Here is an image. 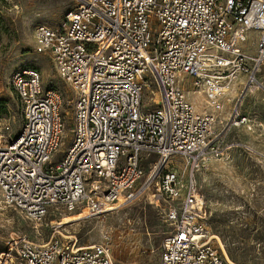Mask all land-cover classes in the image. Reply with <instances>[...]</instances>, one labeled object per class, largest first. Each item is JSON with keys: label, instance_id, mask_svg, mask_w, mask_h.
<instances>
[{"label": "built area", "instance_id": "built-area-1", "mask_svg": "<svg viewBox=\"0 0 264 264\" xmlns=\"http://www.w3.org/2000/svg\"><path fill=\"white\" fill-rule=\"evenodd\" d=\"M76 1L60 24L34 29L35 52L69 89L46 85L38 68L12 75L23 122L16 135L0 134L4 203L44 224L65 212L103 214L153 190L170 227L157 264H249L213 237L198 174L243 145L228 139L234 128L258 122L241 98L264 88V0ZM250 31L254 54L244 46ZM186 85L211 109L198 111ZM67 127L71 142L53 160ZM175 156L185 180L169 166ZM55 234L38 242L14 233L0 264H117L109 239L81 245Z\"/></svg>", "mask_w": 264, "mask_h": 264}, {"label": "rangeland", "instance_id": "rangeland-1", "mask_svg": "<svg viewBox=\"0 0 264 264\" xmlns=\"http://www.w3.org/2000/svg\"><path fill=\"white\" fill-rule=\"evenodd\" d=\"M76 5V0H0V134L16 135L23 122L11 82L16 70L38 68L46 85L63 91L69 89L54 70L51 59L35 52L34 29L40 23L60 24L67 11ZM248 35L244 46L254 54L257 34L250 31ZM187 77L182 76L181 80L190 82ZM258 78L264 84V66ZM186 86L190 90L188 98L198 111L211 109L204 93L193 92L191 85ZM237 88L236 84L224 97L226 108L236 98ZM241 100L242 108L258 122L251 130L234 128L228 139L243 145L234 147L223 158L207 162L199 171L198 182L205 197L211 232L221 238L230 257L235 262L264 264V88L246 93ZM71 138L67 127L53 160L65 151ZM169 166L183 173L185 180V163L180 156L173 157ZM51 218L54 224L61 225L59 229L52 228ZM72 218L77 219L68 221ZM169 229L164 202L157 200L153 190L103 214L89 216L86 209L65 212L50 215L44 224H36L6 205L0 190V251L14 233H25L31 240L43 242L54 233L59 236L60 231L76 237L81 245L109 239L117 264H157Z\"/></svg>", "mask_w": 264, "mask_h": 264}, {"label": "bare ground", "instance_id": "bare-ground-1", "mask_svg": "<svg viewBox=\"0 0 264 264\" xmlns=\"http://www.w3.org/2000/svg\"><path fill=\"white\" fill-rule=\"evenodd\" d=\"M147 204V203H146ZM119 205H120V203L119 204H115V205H112V206H109L107 209V211L106 212H109L110 210H112V209H114V208H118L119 207ZM86 212H87V209H86ZM105 213V212H104ZM74 219H77V218H72V219H70V220H68V221H71V220H74ZM59 226H61V225H59ZM63 235V234H62ZM63 236H65V237H67V238H71V237H73V236H66V235H63ZM214 238H216L217 239V243H218V245L223 249V251L228 255V252H227V250H226V248H225V245H224V243H223V241L221 240V238L219 237V236H217V235H214L213 236ZM229 256V255H228ZM230 258V257H229ZM231 259V258H230Z\"/></svg>", "mask_w": 264, "mask_h": 264}, {"label": "crops", "instance_id": "crops-1", "mask_svg": "<svg viewBox=\"0 0 264 264\" xmlns=\"http://www.w3.org/2000/svg\"><path fill=\"white\" fill-rule=\"evenodd\" d=\"M245 110V109H244ZM246 111V110H245Z\"/></svg>", "mask_w": 264, "mask_h": 264}]
</instances>
